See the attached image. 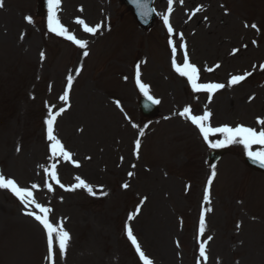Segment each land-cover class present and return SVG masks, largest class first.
Segmentation results:
<instances>
[{"label": "rangeland", "instance_id": "1", "mask_svg": "<svg viewBox=\"0 0 264 264\" xmlns=\"http://www.w3.org/2000/svg\"><path fill=\"white\" fill-rule=\"evenodd\" d=\"M0 2L5 3V9L0 8V175L20 187L37 184L33 195L52 209L50 223L69 233L63 256L54 240L55 264H143L127 238L128 227L153 264H264V176L246 169L241 156L247 151L240 144L227 145L236 151L209 169L206 155L212 148L199 129L179 115L189 107L195 115L209 111L211 127H264L257 124V118H264V0H173L177 52L186 44L188 57L199 69V82L225 85L211 94L210 102L209 94L188 92L173 73L159 27L144 35L116 0H60L56 15L65 27H78L77 19L95 24L104 8L115 27L128 31L117 33L116 47L109 45L108 51L104 43L88 45L87 56L61 39L46 41L39 28L28 26L22 16L33 13L35 0ZM167 3L162 0L161 15ZM200 6L202 11L192 15ZM243 22L251 24L247 28ZM241 44L245 50L233 54ZM135 60L141 83L160 101V119L145 128L137 125L135 109L136 95L143 92L129 78ZM242 70L250 73L247 82L229 85V77ZM69 75L78 79L69 92L70 112L58 128L76 162L63 168L59 183L48 191L41 164L45 148L38 134L41 106L63 95ZM101 125L108 127L100 131ZM209 139L214 143L223 137ZM136 140L141 142L138 156ZM76 177L92 188L91 194L82 187L65 190L78 183ZM206 189L209 202L203 199ZM7 196L14 198L8 190L0 207V218L7 223L0 232V264H46L37 221L22 216L24 206ZM28 243L35 248L32 259L25 256ZM201 243L207 259L200 256Z\"/></svg>", "mask_w": 264, "mask_h": 264}, {"label": "snow or ice", "instance_id": "2", "mask_svg": "<svg viewBox=\"0 0 264 264\" xmlns=\"http://www.w3.org/2000/svg\"><path fill=\"white\" fill-rule=\"evenodd\" d=\"M135 4L138 8L144 9L146 5L142 2V0H134ZM182 4L183 0H179ZM60 0H48L49 6V16H48V28L50 32L55 33L57 36H62L65 39L71 41L75 45H77L81 49H85L87 47V42L81 39H77L74 35L69 34L68 30L61 25L59 19L57 18L55 9L59 6ZM173 0H168V8L166 15L163 16V24L167 29L169 35H172L174 30L170 23V15L173 10ZM0 7H2V3H0ZM82 11V9H81ZM202 11V6L196 7L192 15H195L197 12ZM145 14V13H141ZM29 23H31V18H26ZM77 24L83 25V30L87 33L95 35L98 30L100 29L101 25H97L95 27L88 26L84 20L77 19L75 21ZM245 27H248L245 24ZM251 27L253 29L257 28V25L252 24ZM180 40L183 41V35L180 34ZM168 43L172 46L171 54H172V67L173 69L181 76L185 77L187 81L190 83L191 88L194 92H207L209 93V102L211 101V94L219 89H223L225 87L224 84L221 83H198L199 80V69L192 63L189 62V57L187 53L186 44L183 42L179 45L180 48L184 49L183 54V64L182 66L177 64L176 62V53H177V46L173 43L170 39ZM255 43V41H253ZM239 49H234L233 54H235ZM41 60L44 59V53L41 52ZM84 56L88 55L87 51L83 52ZM219 67V65H217ZM261 70H264V65H261ZM78 74V72H77ZM247 75L250 73H246L244 75H233L229 81V85L237 84L244 79H246ZM73 78L71 75L67 77V88L65 89L63 95L60 97L62 101L65 103L68 102L69 99V92L72 88ZM136 84L140 88V91L144 93L148 100L152 101L153 104H158L160 101L153 99L151 95H149L148 88L141 83L140 81V69L139 65L136 66ZM117 106L119 107V102H117ZM65 109L61 107L58 112L53 113L51 109L48 112V119L45 121L47 125V139L50 142V151L53 158L63 157L65 160L71 161V153L66 151L64 145L61 141L54 135V123L56 121L57 116L62 113ZM180 116L184 117L187 120H190L193 125H195L198 129L200 134L202 135L204 141L208 144V147L212 149L223 148L227 145L231 144H240L243 145L244 149L247 151V155L249 159L253 162H258L260 167L264 168V127L260 130H257L254 127H248L244 125H237L235 127L232 126H221V127H211L208 123L210 120L211 113L209 111H204L201 115H192L191 109L189 107H185L183 111L179 113ZM257 124L264 126V118H257ZM135 126V125H134ZM221 135L223 139L218 140L217 142H211L210 136ZM140 135L142 136L143 133L141 132ZM254 146H257L260 150H253ZM141 147L140 140L135 141V149L137 156L139 154V149ZM19 151V149H17ZM79 167V164H76ZM134 167V165H133ZM56 165H52V171L47 172L48 176L59 183L57 178V173L55 171ZM129 176H132L133 173L129 172ZM216 172L213 171L211 176L214 178ZM212 178L208 180V185L212 184ZM78 183L74 185L71 189L65 188V190H74L75 188L82 187L86 189L90 194L92 193V188L88 186L87 183L80 177L75 178ZM128 184L125 183L123 187L126 189L128 188ZM38 185L33 183L31 185V189L24 188L18 186L17 182L14 179H6L3 175H0V189H8L10 190L14 196L20 201V203L24 206L26 211L24 212L25 215L32 217L35 221H37L40 225H42L43 229L46 232V240H47V259L49 260L50 264H55V256L56 252L54 251V240L58 244L59 254L63 256L66 252L68 241L70 240L69 233L64 230L62 226L54 227L52 223L49 222V213L52 211L49 207H45L38 203L33 195V190L37 189ZM61 188L65 186L63 184L60 185ZM52 185H48V191H52ZM205 202H209V192L206 189L203 197ZM31 209V210H29ZM38 210V212H37ZM207 211H211V209H207ZM139 212V208L135 209L132 215H129L128 219L132 220L134 216ZM205 230V218L204 213L202 212L200 215L199 221V231L201 235H203ZM127 231V238L134 246L136 253L139 256L140 261L143 264H153V262L148 259L145 253L141 250V246L137 241V238L133 234V230L131 227L126 229ZM208 239H211L209 237ZM199 253L200 256L207 259L205 254V245L203 243L199 246Z\"/></svg>", "mask_w": 264, "mask_h": 264}, {"label": "bare ground", "instance_id": "3", "mask_svg": "<svg viewBox=\"0 0 264 264\" xmlns=\"http://www.w3.org/2000/svg\"><path fill=\"white\" fill-rule=\"evenodd\" d=\"M108 126L106 125H101L99 127V130L102 131L103 129H106ZM102 133V132H101ZM4 193V192H2ZM1 204H3V201H2V194H0V207H1ZM7 215V211L5 210L4 211ZM9 216V215H8ZM5 226H7V223H4V218H0V232H3L5 229ZM29 235V232L28 234ZM33 253L35 254V248L32 244L28 243L27 246H26V249H25V256L28 258V259H32L34 257Z\"/></svg>", "mask_w": 264, "mask_h": 264}]
</instances>
